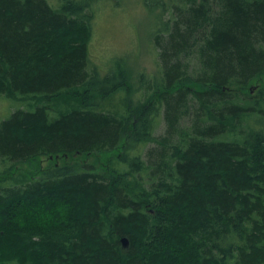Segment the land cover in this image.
<instances>
[{
  "label": "trees",
  "instance_id": "trees-1",
  "mask_svg": "<svg viewBox=\"0 0 264 264\" xmlns=\"http://www.w3.org/2000/svg\"><path fill=\"white\" fill-rule=\"evenodd\" d=\"M59 1L0 0V94L33 101L0 122V264H264V0H175L160 77L121 114L133 69H87L96 0ZM72 153L110 166L7 176Z\"/></svg>",
  "mask_w": 264,
  "mask_h": 264
},
{
  "label": "rangeland",
  "instance_id": "rangeland-1",
  "mask_svg": "<svg viewBox=\"0 0 264 264\" xmlns=\"http://www.w3.org/2000/svg\"><path fill=\"white\" fill-rule=\"evenodd\" d=\"M53 8L58 9L59 0H46ZM174 6H181L175 0H96L93 3V19L91 39L88 44V71L97 69L100 76L106 75L114 66L116 60L121 59L134 73V90L128 95L126 90H118L105 104L107 110L119 112L126 109L128 99L141 101L146 93H152L146 87L152 85L160 77L159 53L153 44L152 35L166 23ZM178 7V8H179ZM193 65V64H192ZM141 78L144 84L140 85ZM257 86L254 84L253 87ZM33 101L24 95L7 97L0 94V122L9 118L16 110H30ZM52 112V111H51ZM49 113L50 117L56 114ZM165 123L162 116L156 120L154 136L164 134ZM155 148V143L140 144L130 156L140 155L146 158V153ZM132 153V154H131ZM116 157V155H115ZM114 157V158H115ZM107 156L98 153L45 155L25 163H18L7 176H26L34 180L45 179L47 174L55 169L67 168L73 172L81 168L92 167L95 172L108 169ZM113 167L119 170L128 169L127 165H119L118 159L112 160ZM111 163V164H112ZM8 165H2L0 171Z\"/></svg>",
  "mask_w": 264,
  "mask_h": 264
},
{
  "label": "water",
  "instance_id": "water-1",
  "mask_svg": "<svg viewBox=\"0 0 264 264\" xmlns=\"http://www.w3.org/2000/svg\"><path fill=\"white\" fill-rule=\"evenodd\" d=\"M120 242H121V245H122V249H128V247H129V240L126 238V237H124V238H121L120 239Z\"/></svg>",
  "mask_w": 264,
  "mask_h": 264
}]
</instances>
